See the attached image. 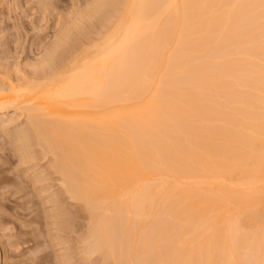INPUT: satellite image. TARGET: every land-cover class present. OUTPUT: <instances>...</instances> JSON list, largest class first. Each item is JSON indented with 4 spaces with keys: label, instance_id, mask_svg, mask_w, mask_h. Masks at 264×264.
Returning <instances> with one entry per match:
<instances>
[{
    "label": "bare ground",
    "instance_id": "1",
    "mask_svg": "<svg viewBox=\"0 0 264 264\" xmlns=\"http://www.w3.org/2000/svg\"><path fill=\"white\" fill-rule=\"evenodd\" d=\"M25 2L48 26L23 65L0 45V140L81 262L264 264V0Z\"/></svg>",
    "mask_w": 264,
    "mask_h": 264
},
{
    "label": "rangeland",
    "instance_id": "2",
    "mask_svg": "<svg viewBox=\"0 0 264 264\" xmlns=\"http://www.w3.org/2000/svg\"><path fill=\"white\" fill-rule=\"evenodd\" d=\"M32 1V0H31ZM2 2V4H4V5H2V4H0V7H1V5L3 6V7H1L0 8V31H2V32H0V45H2L3 44V46H5V44L4 43H7L8 42V44H9V42L10 41H13V40H15V37H13V33L14 32H16V30L15 29H17V31H19V34H20V40L18 39V41L16 40V52L13 50V51H11V52H9L7 55H8V57H9V60L10 61H12V62H14V63H18V62H22V63H24L26 60H27V57H28V55H29V52H30V49H29V47H30V44H31V40H33V39H38V38H41L42 36H44V34L46 33V27L48 26V25H46V23L47 22H44V20L43 21H41V22H36V17L38 16L37 14H35L34 13V11H32V10H30L29 9V5H34V3L33 2H30V3H27V2H25V0H11V2H10V0H0V3ZM4 2V3H3ZM18 2H19V5H18ZM11 3V4H10ZM17 3V4H16ZM24 3H27V4H24ZM9 4V5H8ZM29 4V5H28ZM14 5H18V6H16V8H14V7H12V6H14ZM8 6H10V7H8ZM20 6V7H19ZM5 7V8H4ZM12 7V8H11ZM9 10H8V9ZM19 8V9H18ZM20 8H24V9H20ZM29 10H28V9ZM13 9H15V12H14V10ZM18 9V10H17ZM11 10H12V14H11ZM7 11V12H6ZM24 12V13H26V14H24V13H21V12ZM26 11V12H25ZM31 11H32V13H33V16L34 17H32V15H30V14H32L31 13ZM8 13V14H7ZM30 13V14H29ZM22 14V15H21ZM4 15V16H3ZM20 15V16H19ZM27 15V16H26ZM3 16V18H2V20H1V17ZM17 16V17H16ZM22 16H24V17H22ZM26 16V17H25ZM28 16H31V17H28ZM28 17V18H27ZM15 18V19H14ZM18 18H20V19H18ZM27 18V19H26ZM10 19V20H9ZM32 20V21H30V23H29V20ZM15 20V21H14ZM1 21H3V23L1 22ZM12 21V22H11ZM20 21V22H19ZM32 22V23H31ZM20 23V24H19ZM28 23V24H27ZM38 23V24H37ZM49 23V22H48ZM2 24V25H1ZM14 26V27H13ZM19 26H21V27H19ZM33 26V27H32ZM38 26V27H37ZM43 26H45V28H43L42 29V27ZM15 28V29H13V28ZM18 27H19V29H18ZM24 29H23V28ZM40 27V28H39ZM32 28H34V29H32ZM36 28H38V29H36ZM23 29V30H22ZM36 29V30H35ZM25 30V31H24ZM34 30V32H32ZM6 31V32H5ZM23 31V32H22ZM40 31V32H39ZM43 31V32H42ZM45 31V32H44ZM4 32V33H3ZM32 32V33H31ZM23 33H26V34H23ZM43 33V34H42ZM2 34H4V37H3V35ZM30 34V35H29ZM37 36H36V35ZM39 34V35H38ZM24 35V36H23ZM26 35V36H25ZM7 36V37H6ZM4 39H3V38ZM6 37V38H5ZM24 38H26V40L24 39ZM5 40V41H4ZM23 40H25L24 42L26 43H24L23 42ZM27 41V42H26ZM2 42V43H1ZM19 42V43H18ZM22 42V43H21ZM23 44V45H22ZM21 45H22V47H21ZM3 46H0V54L3 52V49L2 48H4ZM23 46H25V48L27 49V50H25V48H23ZM29 46V47H28ZM2 47V48H1ZM20 48H21V50H20ZM23 48V49H22ZM23 50V51H22ZM25 50V51H24ZM15 52V54H13ZM18 52H20V53H18ZM23 52V53H22ZM25 52V53H24ZM17 53V54H16ZM10 54V55H9ZM20 54V55H19ZM14 56V57H13ZM19 58H18V57ZM25 56V57H24ZM12 57V58H11ZM26 58V59H24V58ZM11 58V59H10ZM19 60H17V59ZM13 59V60H12ZM23 59H24V62H23ZM22 60V61H21ZM21 63V65H23ZM19 64V63H18ZM10 114H11V112H9ZM13 113V112H12ZM18 113V114H17ZM19 114H20V116H22L21 115V113H19V111H17V112H14L13 113V115H17L16 116V118L19 116ZM18 117L17 118V121L18 122H16L15 121V124L16 123H18V126H20L21 125V123H20V125H19V121L21 122L22 120H23V116L22 117ZM24 121V120H23ZM17 125V124H16ZM13 147H15L14 145H10L9 143H3V141L2 140H0V264H68V262H69V259H70V261H71V259H73L71 262L72 263H69V264H78V263H80V264H84V263H82L81 262V254H79L78 253V251H80L79 249H77L78 247L80 248V244H78V242L76 241V239H77V235L79 234V232H78V234L76 235V234H74L73 233V235H74V237H76V238H72V232H71V234L70 235H68V233H69V231L68 232H65V231H62V233H61V230H55L56 229V227L54 228L52 225L50 226V225H48L49 224V222H51L50 220H46L47 219V215L48 214H50V213H48V212H46L45 211V207L47 206L48 207V204L47 205H45V206H43V204H41V201H40V199L38 198V197H36V195H35V192H34V189H31V186H30V179H29V174L28 173H31V170H26L25 169V175L27 176L26 178H25V176H24V168H27V166L26 165H28V164H26V165H22L21 166V164H19L18 163V161H17V159H18V156H17V154H15L17 151H15V148H13ZM15 151V152H14ZM35 160H38V161H40V162H38V164H37V166H35L36 167V169H37V167L40 165V163H41V161L42 160H39V159H35ZM35 160H33V162L34 163H37V161H35ZM33 162H31V163H33ZM30 163V164H31ZM20 165V166H19ZM21 168V169H20ZM38 170H40V169H38ZM28 171V172H27ZM30 171V172H29ZM22 172H23V174H22ZM28 174V175H27ZM25 178V179H24ZM52 182H54V181H52ZM19 183H20V185H19ZM45 183H50V181L48 182V181H45ZM16 184V185H15ZM23 184V185H22ZM25 184V185H24ZM16 186V187H15ZM17 186H19V187H17ZM24 188H23V187ZM20 187H22L23 188V190H22V188H20ZM56 189V186H54L53 187V191ZM30 190V191H29ZM31 190H33V191H31ZM52 190V189H51ZM50 190V191H51ZM25 193H24V192ZM22 193V194H21ZM22 197H21V196ZM29 197V198H28ZM19 198V199H18ZM27 200V201H26ZM28 204V205H27ZM42 205V206H41ZM43 207V208H42ZM44 209V210H43ZM44 214H43V213ZM46 212V213H45ZM24 214V215H23ZM45 214H47L46 216H44ZM44 217H46V219L44 218ZM29 219V220H28ZM37 219V220H36ZM44 219V220H43ZM34 220V221H33ZM47 222H46V221ZM49 221V222H48ZM25 222H27L26 224H25ZM33 222V223H32ZM46 222V223H45ZM39 224H40V227H39ZM46 224H47V227H45L46 226ZM34 225V226H33ZM45 225V226H44ZM6 226V227H5ZM37 226V227H36ZM49 226V227H48ZM55 226V225H54ZM37 228V231L35 230ZM48 228V229H47ZM49 228H50V230H51V228H54V230L51 232L50 230H49ZM39 229H41V230H39ZM46 229V230H45ZM3 230V231H2ZM7 230V231H6ZM21 230H22V232H21ZM28 232V234L26 235V233ZM30 231V232H29ZM45 231H47V232H45ZM55 231L58 233H55ZM7 232L9 233V234H7ZM16 232H21L22 234L20 235V234H17ZM39 232V233H38ZM49 232V234L47 235L48 237L49 236H51V237H47L46 235H45V233L47 234ZM51 232V233H50ZM65 232V233H64ZM15 233L17 234V235H15ZM24 233H25V236H26V238H25V236H23L24 235ZM37 233V234H36ZM43 233V234H42ZM57 234V235H55V236H53V234ZM61 234V237L62 236H64V238L62 237H59L60 236V234ZM63 233L66 235L67 234V237L65 236V235H63ZM80 233H81V231H80ZM34 234V235H33ZM42 234V235H41ZM9 235H10V238H9ZM12 235H14V237L12 236ZM36 235V236H35ZM3 236V237H2ZM11 236H12V239H11ZM15 236H17V238L15 237ZM30 236H33L32 237V239L30 240V243L31 244H29V241L27 242V243H24L23 244V242L21 241V240H29V238L28 237H30ZM57 236V237H56ZM43 237H44V239H43ZM47 237V238H46ZM52 237H54V238H52ZM58 237L60 238V239H62V240H60V241H58L57 239H58ZM70 237H71V240H70ZM22 238V239H21ZM28 238V239H27ZM35 238V239H34ZM36 238L38 239V238H40V239H38V240H40V241H37L36 242ZM52 238V242L50 243V239ZM57 238V239H56ZM65 238H68L69 240H67V239H65ZM16 239H18L19 240V242H21L19 245H17V244H15V242H16ZM21 239V240H20ZM34 239V240H33ZM54 239V240H53ZM11 240H12V242H11ZM33 240V241H32ZM48 240V241H47ZM74 240L77 242V244L79 245H77L75 248L78 250H75L76 252L74 253V250H72V249H75L73 246H69L68 247V245L67 244H69L70 245V243H71V245L73 244L74 245V243H76V242H74ZM9 241V242H8ZM32 241V242H31ZM35 241V242H34ZM46 241V242H45ZM54 241V242H53ZM56 241H58V242H56ZM66 243V241H70V242H68V243H66L65 244V246L63 245V243L64 242ZM3 243V245H2V243ZM62 242V243H61ZM73 242V243H72ZM9 243H11V246H10V244ZM34 243H35V245H34ZM40 243V244H39ZM47 243H50L51 244V246H50V244H48V247L46 246L45 247V245H47ZM57 243H58V245H57ZM60 243H61V245H60ZM25 244H27L28 245V247H26V245ZM53 244H54V246H53ZM4 245H6V248H7V250H6V248H5V246ZM15 245V246H14ZM30 245H31V247H30ZM55 245H57V247L59 248V246L62 248L63 246L65 247V249H64V247H63V249H59L58 250V248L56 247L55 248ZM76 245V244H75ZM8 246V247H7ZM13 246V247H12ZM16 246H22V247H16ZM50 246V247H49ZM26 247V248H25ZM40 247V248H39ZM42 247V248H41ZM68 247V248H67ZM73 247V248H72ZM3 248H4V252H3ZM9 248H11V249H9ZM16 248V249H15ZM31 248V249H30ZM48 248V249H47ZM50 248H54L53 250L51 249L50 250ZM15 249V250H14ZM18 249V250H17ZM25 249L27 250V251H25ZM32 249H33V251H32ZM55 249H57L56 250V257H55V255H53V254H55L54 253V251H55ZM70 249L71 251H68V250ZM11 250V251H10ZM13 250V251H12ZM36 250V251H35ZM50 250V251H49ZM63 252H62V251ZM30 251V253H28ZM42 251V252H41ZM47 251H49V252H47ZM60 251V252H59ZM66 251V252H65ZM67 251H68V255H69V253H71V255L70 256H68L67 255ZM6 252V253H5ZM8 252V253H7ZM11 252H13V253H11ZM34 252V253H33ZM37 252V253H36ZM53 252V253H52ZM4 253H5V255L7 256V257H4L5 255H4ZM42 253H44V254H42ZM49 253V254H48ZM61 254L60 256H59V254ZM62 253H65V254H63L62 255ZM76 253H78V254H76ZM30 254H32V255H30ZM40 256H39V255ZM41 254H42V256H41ZM48 254V256H50V257H48V256H46ZM73 254V255H72ZM74 254H76V256L74 255ZM36 257H35V256ZM65 255V257L63 258L62 256H64ZM78 255L80 256V257H78ZM39 256V257H38ZM45 256H46V258H45ZM75 257V258H73V257ZM40 257H42V259H46L45 261L43 260L42 261V259L40 258ZM53 257V258H52ZM67 257V258H66ZM36 258V259H35ZM54 258H56L55 260H54ZM60 258V259H59ZM63 258V259H62ZM65 258H66V260H65ZM76 258H77V260H79V262L78 261H75L76 260ZM79 258V259H78ZM42 261H40V260ZM50 259V260H49ZM53 259V260H52ZM58 259V260H57ZM75 259V260H74ZM52 260V261H51ZM63 260V261H62ZM58 261V262H57ZM61 261H62V263H61ZM66 263H65V262ZM68 261V262H67Z\"/></svg>",
    "mask_w": 264,
    "mask_h": 264
}]
</instances>
